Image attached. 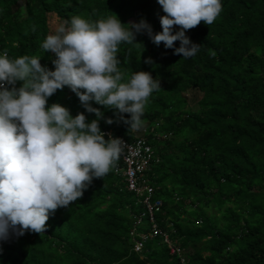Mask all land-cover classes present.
Here are the masks:
<instances>
[{
  "label": "trees",
  "instance_id": "trees-1",
  "mask_svg": "<svg viewBox=\"0 0 264 264\" xmlns=\"http://www.w3.org/2000/svg\"><path fill=\"white\" fill-rule=\"evenodd\" d=\"M221 3L212 25L201 22L186 32L201 45L193 57L155 45L147 32L136 35L143 45H119L126 77L145 71L161 82L140 130L130 133L117 110L92 102L104 113L101 131L128 141L144 137L151 145V199L163 202L155 221L184 249L185 262L164 235H152L145 204L117 170L120 157L80 199L50 216L45 233L0 241V264H264V0ZM115 14L124 24L146 20L154 33L162 31L165 15L157 0H0V54L39 56L55 70L54 54L41 47L48 34L73 15L96 21ZM179 30L174 26L173 34ZM52 103L73 117L84 112L88 123L97 119L68 86Z\"/></svg>",
  "mask_w": 264,
  "mask_h": 264
},
{
  "label": "clouds",
  "instance_id": "clouds-1",
  "mask_svg": "<svg viewBox=\"0 0 264 264\" xmlns=\"http://www.w3.org/2000/svg\"><path fill=\"white\" fill-rule=\"evenodd\" d=\"M157 2L165 13L158 33L143 19L124 24L116 14L96 21L73 15L41 44L45 52L54 54L55 70L43 66L39 56L9 58L7 50L0 54V241L29 231L45 233L50 216L80 199L94 178H103L116 167L127 144L101 131L104 113L92 106L93 101L117 110L130 133L143 126L145 106L161 82L145 71L126 77L119 67V45H143L136 42V35L147 32L155 45L163 43L175 48V55L190 58L201 45L186 32L201 22L212 25L222 11L221 0ZM174 26L180 29L175 34ZM209 55L216 53L210 49ZM146 62L152 63L151 58ZM18 81L23 82L19 88ZM65 86L97 119L88 123L84 112L73 117L59 103L48 106V99ZM136 196L142 202V196ZM161 235L177 245L165 231Z\"/></svg>",
  "mask_w": 264,
  "mask_h": 264
},
{
  "label": "built area",
  "instance_id": "built-area-1",
  "mask_svg": "<svg viewBox=\"0 0 264 264\" xmlns=\"http://www.w3.org/2000/svg\"><path fill=\"white\" fill-rule=\"evenodd\" d=\"M120 138L127 146L121 155L123 165L119 169L117 168V170H120L125 176L128 190L134 191L138 196H142V202L147 208L146 213L149 214L150 222L152 223V235L162 234V231L155 221V213L160 210L163 202L161 199L152 201L151 198L155 190L154 186L148 183L149 179L146 174L151 169V164L154 160V151L144 137L136 138L133 141H128L122 137ZM140 235L145 239V235L142 233ZM165 240L169 243L171 253L178 254L181 257V261L185 262L181 247L172 244L167 235H165ZM141 246L142 242L137 244L136 249L140 250Z\"/></svg>",
  "mask_w": 264,
  "mask_h": 264
}]
</instances>
